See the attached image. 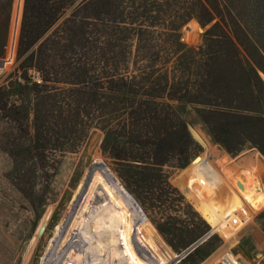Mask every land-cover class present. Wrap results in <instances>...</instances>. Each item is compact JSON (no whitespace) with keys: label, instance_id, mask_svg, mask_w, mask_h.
<instances>
[{"label":"trees","instance_id":"1","mask_svg":"<svg viewBox=\"0 0 264 264\" xmlns=\"http://www.w3.org/2000/svg\"><path fill=\"white\" fill-rule=\"evenodd\" d=\"M245 1L25 0L19 64L14 80L0 87V115L18 127L28 123L31 173L35 167L51 168L57 152H76L99 128L103 152L144 210L183 205L185 198L164 166L176 160L184 168L187 152L196 144L184 119L189 106L229 154L237 156L247 143L264 154V142L256 138L264 141L259 73L264 68L244 57L242 48L253 41L244 19L232 15L246 9ZM13 3L1 0L0 12L6 8L11 13ZM192 19L204 26L214 22L204 44L193 48L182 42L180 32ZM155 41L160 45H151ZM12 96L20 102L10 104ZM99 181L110 186L102 173L90 171L80 198L117 235H125L130 217L123 220L106 201L91 202ZM192 213L191 229L153 218L174 250L187 249L213 231L231 236L224 228L231 213L204 220ZM215 239L219 241L210 236L187 259H206L215 250ZM158 242L155 256L177 264L179 256L161 237ZM135 249L149 261L137 243ZM214 264L240 263L226 253Z\"/></svg>","mask_w":264,"mask_h":264},{"label":"rangeland","instance_id":"2","mask_svg":"<svg viewBox=\"0 0 264 264\" xmlns=\"http://www.w3.org/2000/svg\"><path fill=\"white\" fill-rule=\"evenodd\" d=\"M24 5L25 0H14L11 13L6 8L0 12V87L14 80L13 73L19 64ZM244 6L242 13H232L244 19L253 41L242 48V53L253 65L264 68L259 54L264 56V0H246ZM213 24L204 26L196 19L188 21L180 31L182 42L191 48L203 45L205 32ZM151 45L160 43L155 41ZM259 73L264 81V72ZM260 97L264 111V88ZM9 101L20 102L15 96ZM184 119L203 144L195 141L187 152L184 168L180 167L181 162L173 160L164 170L171 184L183 194L185 203H175L172 209L148 211L127 191L116 172L118 166L103 152L101 129H92L76 152H57L51 168L43 171L35 167L33 175L26 151L28 123L18 124L19 128L0 115V264H175L155 256V249L161 247L160 237L179 256L177 264H214L226 253H232L240 264H264V154L251 143L237 156L229 154L214 141L194 106L188 107ZM92 170L111 182L110 186L106 181L95 183L91 202L106 201L109 209H118L123 220L130 217L131 228L125 235H117L82 202L80 195L88 187L81 183ZM108 188L115 195L113 199ZM242 203L245 206L239 209ZM192 212L203 220L216 213H231L224 221L225 231L231 236L226 239L213 231L199 239H203L200 246L212 235L219 238L212 243L216 247L211 255L199 262H195L197 257L187 259L190 247L174 250L153 223V218H161L179 228L191 229L195 224ZM41 227L46 228L42 236L37 234ZM136 243L149 261L139 257Z\"/></svg>","mask_w":264,"mask_h":264},{"label":"water","instance_id":"3","mask_svg":"<svg viewBox=\"0 0 264 264\" xmlns=\"http://www.w3.org/2000/svg\"><path fill=\"white\" fill-rule=\"evenodd\" d=\"M200 30L202 31V29L200 28ZM188 130H189V133L190 135L192 136V138L194 139V141L200 143V144H203V140L200 138V136L197 134V132L188 124ZM113 175V174H112ZM127 193V192H126ZM128 195V194H127ZM131 200L133 201V203L137 206L136 202L134 201V199L130 196ZM42 220V219H41ZM41 222V221H40ZM45 230L46 228L44 227H41L40 230L38 231L37 230V234L42 236L44 233H45ZM203 240V239H202ZM202 240H199L198 242H196L195 244H193L192 246H190L189 249H187V252L188 254H190L192 251H194L198 246L199 244H201L200 241ZM205 240V239H204ZM203 242V241H202Z\"/></svg>","mask_w":264,"mask_h":264}]
</instances>
